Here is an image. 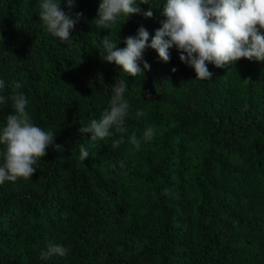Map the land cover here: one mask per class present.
I'll list each match as a JSON object with an SVG mask.
<instances>
[{"label":"trees","instance_id":"1","mask_svg":"<svg viewBox=\"0 0 264 264\" xmlns=\"http://www.w3.org/2000/svg\"><path fill=\"white\" fill-rule=\"evenodd\" d=\"M100 1L77 0L69 46L46 31L40 0H0V95L20 82L32 121L63 146L18 180L27 189L0 184V264H264V61L209 63L212 78L197 80L175 47L167 63L148 48L151 70L133 77L100 57ZM165 2L136 0L153 16L121 19L112 40L125 47L143 26L150 43ZM117 79L130 111L113 149L119 134L92 141L78 129L100 118ZM12 112L0 104V127ZM147 126L155 136L137 151L128 137ZM50 243L68 254L41 260Z\"/></svg>","mask_w":264,"mask_h":264},{"label":"clouds","instance_id":"2","mask_svg":"<svg viewBox=\"0 0 264 264\" xmlns=\"http://www.w3.org/2000/svg\"><path fill=\"white\" fill-rule=\"evenodd\" d=\"M149 2L140 0L139 4ZM61 3L62 0H40L39 19L48 33L71 46L72 31L84 18V13L76 12L73 19L61 8ZM76 3L77 0H66L69 11ZM139 4L136 0H101L95 19L96 28L112 30L121 19L126 21L133 14L151 18L153 12L143 11ZM161 15V27L156 29L150 43V33L143 26L138 28L136 35L124 38L126 46L122 48L109 38L111 32L104 36L101 59L121 67L123 73L137 77L151 70V65L144 59L146 49H154L159 59L167 63L171 60L170 50L175 47L180 61L194 69L197 80L212 78L209 63L223 68L242 58L264 61V0H166ZM176 70L172 68L173 72ZM22 87L20 82L13 81V94L10 97L0 95V104L10 99L13 108L0 127V184L31 179L37 171L38 161L47 155L49 146L56 151L63 149L62 145L55 143L53 131H45L32 121L27 110L29 100L19 91ZM4 88L5 82L0 79V91ZM127 88L125 80L117 79L109 105L100 118L92 119L87 126L81 124L78 132L91 133L92 141H106L119 134V139H113L111 145L113 149L118 148L127 132L125 124L130 111L125 98ZM143 115V110L136 113V116ZM154 136L155 129L147 126L141 137L133 132L128 142L138 151L142 142H150ZM79 151L81 161L90 155L83 145ZM120 165L123 167V161ZM168 192V189L163 190V194ZM68 252L69 248L64 245L50 243L47 250H41L40 259L65 257Z\"/></svg>","mask_w":264,"mask_h":264},{"label":"rangeland","instance_id":"3","mask_svg":"<svg viewBox=\"0 0 264 264\" xmlns=\"http://www.w3.org/2000/svg\"><path fill=\"white\" fill-rule=\"evenodd\" d=\"M101 3V1L99 2V4ZM99 4H98V6H97V10H96V15H98V8H99ZM65 13L66 14H68L71 18H73V19H75V13H76V11H74V8L71 10V11H69V9H68V7H67V5H66V11H65ZM97 18V17H96ZM35 23V22H34ZM81 23V21H79L77 24H76V26H75V28L73 29V31H76L77 29H78V27H79V25L78 24H80ZM120 23L118 22L116 25L118 26ZM115 25V26H116ZM114 26V27H115ZM114 27L112 28V30L111 29H98V33L104 38V36H108L109 34H110V32H111V34H110V36H109V38L112 40V32H113V30H114ZM72 31V32H73ZM90 32H91V29H90ZM1 186L2 187H4V188H6V189H8V190H11V189H13V191H17V190H19V191H22V189L24 188V189H27L26 188V185L23 183V182H21V181H16V182H10V181H5L3 184H1Z\"/></svg>","mask_w":264,"mask_h":264}]
</instances>
